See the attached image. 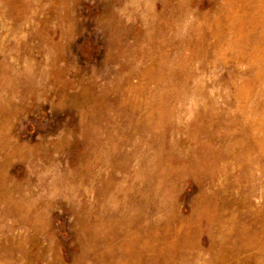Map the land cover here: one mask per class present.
<instances>
[{
  "label": "rangeland",
  "instance_id": "rangeland-1",
  "mask_svg": "<svg viewBox=\"0 0 264 264\" xmlns=\"http://www.w3.org/2000/svg\"><path fill=\"white\" fill-rule=\"evenodd\" d=\"M0 264H264V0H0Z\"/></svg>",
  "mask_w": 264,
  "mask_h": 264
}]
</instances>
